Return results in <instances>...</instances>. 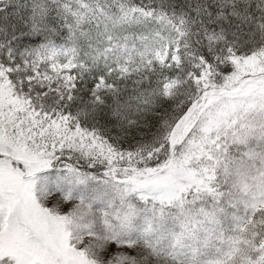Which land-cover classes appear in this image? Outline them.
Wrapping results in <instances>:
<instances>
[{"label":"snow or ice","instance_id":"1","mask_svg":"<svg viewBox=\"0 0 264 264\" xmlns=\"http://www.w3.org/2000/svg\"><path fill=\"white\" fill-rule=\"evenodd\" d=\"M0 264H264V0H0Z\"/></svg>","mask_w":264,"mask_h":264}]
</instances>
